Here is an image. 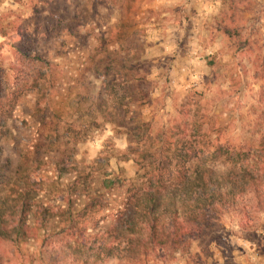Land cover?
Masks as SVG:
<instances>
[{"label": "rangeland", "instance_id": "1", "mask_svg": "<svg viewBox=\"0 0 264 264\" xmlns=\"http://www.w3.org/2000/svg\"><path fill=\"white\" fill-rule=\"evenodd\" d=\"M35 1L0 0V21L7 28L15 19L27 24L32 20ZM64 1L68 18H74L75 29L43 47L55 63L57 81L47 91L46 98L31 92L19 99L8 121L11 135L2 141L3 157L12 163L18 154L29 156L32 166L41 160L40 168L33 174L43 182L34 210L41 206L54 211L66 208L65 193L61 191L64 184L76 172H88L91 186L104 193L101 198L104 206L94 215L99 225H104L109 221L111 207L122 202L124 184L135 174L133 161L123 155L126 135L101 119L95 127L92 123L95 113H91L100 80L91 71L89 58L98 44L97 35L103 31L107 35L108 30L114 34L121 16L135 21L142 30L137 38L145 40L143 58L148 61L151 92L141 112L154 130L164 131L167 136L176 120L196 119L204 123L203 129L211 133L210 140L217 144L245 150L258 142L264 132V108L259 100L264 85V0H216L218 4L207 0L206 24L201 23L197 29L192 22L189 26L186 18L184 24L179 22L176 26L184 28L182 40L171 38L162 43V55L151 53L150 46L158 41L147 39L146 23L159 12L158 7L153 9L149 5L157 0ZM184 1L192 5L198 0ZM178 2L171 0L168 23L176 22L178 16L192 10ZM232 6L236 7L235 11ZM166 8L164 5L163 11ZM84 12L86 19L82 17ZM78 19L80 25L76 24ZM225 24L229 32L224 31ZM174 28L172 23L171 31ZM2 40L0 36V43ZM116 49L123 51L124 47ZM11 60L10 47L4 45L0 51L1 64ZM47 135L59 137L62 143L59 150L67 147L66 142L74 137L81 140L71 143V154L59 155L55 142L41 138ZM60 156L65 166L73 168L68 175L58 176L54 169V162ZM217 167L224 165L219 163ZM106 176L117 180L110 190L101 184ZM72 199H75L74 213L88 200L74 195ZM56 220L49 221L44 229L58 230L64 225ZM34 221L32 216L31 222ZM92 225L90 221L88 227ZM42 234L41 229L35 238L13 246L3 264H44L39 255ZM64 262L79 264L72 259ZM105 264L127 263L111 259ZM144 264H264V210L245 215L229 211L215 216L211 229L193 238L187 251L156 249L148 254Z\"/></svg>", "mask_w": 264, "mask_h": 264}, {"label": "trees", "instance_id": "2", "mask_svg": "<svg viewBox=\"0 0 264 264\" xmlns=\"http://www.w3.org/2000/svg\"><path fill=\"white\" fill-rule=\"evenodd\" d=\"M66 12L64 0H36L27 24L15 19L7 28L0 21V51L7 45L12 56L6 65L0 61V264L13 246L35 238L41 229L39 255L44 264H65L66 259L79 264H105L111 259L144 264L156 249L187 251L193 238L211 229L215 216L264 210V132L255 145L243 150L213 142L204 123L196 119L176 120L167 136L154 130L141 112L151 92L148 61L143 58L145 40L137 38L142 30L135 21L123 16L114 34L108 30L107 35L104 31L97 35L98 44L89 58L91 71L100 80L91 113H95V127L108 122L126 135L123 155L133 161L135 174L124 184L122 202L111 207L104 225L94 218L104 206V193L91 186L88 172L78 171L64 184L66 208L34 210L43 182L33 174L41 160L32 166L29 156L18 154L12 163L3 157L2 141L11 135L8 121L19 99L31 92L46 98L57 81L55 63L43 47L75 29L74 18ZM82 17L86 19L85 12ZM76 24H81L79 19ZM224 31L229 32L226 24ZM259 100L264 108V85ZM41 138L55 142L59 155L71 154V143L81 140L74 137L59 150L58 136ZM219 163L224 167L218 168ZM54 169L58 176L73 171L64 165L63 156L54 162ZM116 181L106 176L101 184L110 190ZM72 195L88 198L75 213ZM53 220L64 225L58 230L44 229ZM90 221L93 225L88 227Z\"/></svg>", "mask_w": 264, "mask_h": 264}, {"label": "crops", "instance_id": "3", "mask_svg": "<svg viewBox=\"0 0 264 264\" xmlns=\"http://www.w3.org/2000/svg\"><path fill=\"white\" fill-rule=\"evenodd\" d=\"M215 2L218 4V1L215 0ZM180 6L184 5L186 9L192 8V10H189L187 15H184L183 17L178 16L176 22L171 20L169 17L171 16V0H157L149 5V7H152L153 9L158 7L159 12L157 14H154L149 18V21L146 23L148 25L149 34L147 36V39H150L152 41H158V43H154L150 46L151 53L154 52V55H162L163 52L160 50V46L162 43L170 40L171 38L174 39H181L182 40V33L184 31V28H178L176 25L179 24V22H182L184 24V20L186 18V21L192 22L194 24V28H201V23H205L207 16L205 13L208 11L207 5L209 2L207 0H198L197 2H194L191 4H185V1L179 0L178 5ZM164 5L167 7L165 11ZM177 5V4H174ZM207 10V11H206ZM181 19V20H180ZM180 20V21H179ZM175 25V28L171 31V24ZM206 24V23H205ZM189 26L190 23H189ZM193 34H196V32H193ZM175 49V48H172Z\"/></svg>", "mask_w": 264, "mask_h": 264}]
</instances>
